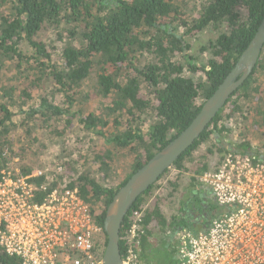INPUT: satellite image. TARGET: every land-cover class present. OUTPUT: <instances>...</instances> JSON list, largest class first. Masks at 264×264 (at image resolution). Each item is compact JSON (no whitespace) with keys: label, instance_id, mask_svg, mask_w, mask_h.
Listing matches in <instances>:
<instances>
[{"label":"trees","instance_id":"obj_1","mask_svg":"<svg viewBox=\"0 0 264 264\" xmlns=\"http://www.w3.org/2000/svg\"><path fill=\"white\" fill-rule=\"evenodd\" d=\"M263 12L264 0H0V172L47 170L40 181L76 189L103 228L114 194L190 124ZM206 31L213 37L193 54L191 40ZM263 80L264 47L248 79L130 209L122 259L132 213H142L139 261L151 264L148 254L179 219L165 217L162 202L180 199L186 183L201 195L199 177L228 153L264 162V142L252 145L254 135L264 139ZM233 132L234 146L221 145ZM46 143L55 150L48 163ZM114 164L126 171L117 186ZM105 246L103 233L100 256ZM0 264L21 263L0 248Z\"/></svg>","mask_w":264,"mask_h":264},{"label":"built area","instance_id":"obj_2","mask_svg":"<svg viewBox=\"0 0 264 264\" xmlns=\"http://www.w3.org/2000/svg\"><path fill=\"white\" fill-rule=\"evenodd\" d=\"M47 173L0 172L2 252L21 264H100L103 228L76 189L40 181ZM199 183L219 212L204 230H181L178 264H264V162L228 153ZM141 223L142 213H132L122 264H141Z\"/></svg>","mask_w":264,"mask_h":264},{"label":"water","instance_id":"obj_3","mask_svg":"<svg viewBox=\"0 0 264 264\" xmlns=\"http://www.w3.org/2000/svg\"><path fill=\"white\" fill-rule=\"evenodd\" d=\"M263 47L264 12L249 44L213 94L202 104L190 124L133 173L114 194L105 210L103 231L106 235V246L100 264H122L119 251V231L124 218L137 199L193 145L225 106L231 95L248 79L258 62Z\"/></svg>","mask_w":264,"mask_h":264},{"label":"rangeland","instance_id":"obj_4","mask_svg":"<svg viewBox=\"0 0 264 264\" xmlns=\"http://www.w3.org/2000/svg\"><path fill=\"white\" fill-rule=\"evenodd\" d=\"M213 34L214 33L211 31H206L194 37L191 40L192 46H191L190 52H192L193 54H197L200 46L206 43L207 40H209V38L213 37ZM260 90L262 91V89ZM236 135H237V132H233L230 136L222 138L220 140L221 145L226 146L229 144L231 146H234ZM263 142H264V139L258 137L257 135L256 136L254 135V137H252V145L254 147L262 148ZM45 145H47V143ZM53 147H54V144L47 145V148L40 155L41 161L48 163V161L53 160L54 156H52V154L55 151ZM201 149L204 150L205 145L201 147ZM127 160L128 159H123V161H127ZM14 161H17V159H15ZM114 166H115V169H114L115 171H113L112 173L114 175H111V176L114 177L113 186H117L119 184V180L125 175L126 171H123L124 167L122 165L118 167V164H114ZM84 170L86 171V169ZM174 174L175 173L170 172L167 175V177L163 180L165 181L168 178L174 177ZM159 190L160 189H158L151 195L149 202H151V200L152 201L155 200L158 197ZM200 197L201 195L199 194L198 187L195 190H193V188H191L188 185V183L184 184L182 187V191L179 194L180 199H175L173 202H166V201L162 202L161 207L164 210L165 217H167L168 219L172 215L174 216V218L180 217L179 207H181L185 213H191V214H194L196 217H199L201 220L205 219V221L207 220L209 221L210 219L214 217L215 215L214 212L217 211V207L213 206L210 203V201H207V203L203 204V200ZM176 215H179V216H176ZM174 220L175 222H173L172 227H171L172 231L178 230L177 228H174V227L178 226V223L180 224V222H178L179 219L178 220L174 219ZM180 232L181 231H178L176 233L177 237H175V235L173 236V233L170 232L166 240H160L158 244L154 247V249H152V251L148 254V261H150L151 264H173L176 259V249H177L176 239L178 238V235ZM170 235H172L173 237Z\"/></svg>","mask_w":264,"mask_h":264},{"label":"flooded vegetation","instance_id":"obj_5","mask_svg":"<svg viewBox=\"0 0 264 264\" xmlns=\"http://www.w3.org/2000/svg\"><path fill=\"white\" fill-rule=\"evenodd\" d=\"M204 190H206L204 188ZM202 200H203V204L204 203H207V201H210V203L213 205V206H216L211 194L209 193V191L207 190L205 194L201 195L200 197ZM215 213V212H214ZM180 214V217H179V221L180 224L178 223V226H175L174 228H177L178 230H173L171 233H173V236L175 235V237H177V232L178 231H181L185 228H190V229H197V228H202V230L206 229L211 220L210 219L209 221H205V219L201 220L199 217H196L194 214H191V213H185L184 210L179 212ZM179 216V215H178ZM170 232H168V235H169ZM172 236V235H170ZM172 236V237H173ZM176 242H177V239H176Z\"/></svg>","mask_w":264,"mask_h":264},{"label":"crops","instance_id":"obj_6","mask_svg":"<svg viewBox=\"0 0 264 264\" xmlns=\"http://www.w3.org/2000/svg\"><path fill=\"white\" fill-rule=\"evenodd\" d=\"M200 188V187H199ZM202 189V191L200 192L201 193V195H203V194H205L206 193V191H207V189L206 190H204V188H201ZM217 207V206H216ZM219 212V210H218V208H217V211L215 212L216 214ZM200 229V230H199ZM191 230H193V231H197V230H199V231H201L202 230V228H197V229H191Z\"/></svg>","mask_w":264,"mask_h":264}]
</instances>
